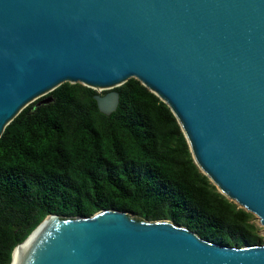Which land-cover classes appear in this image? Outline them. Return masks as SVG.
Wrapping results in <instances>:
<instances>
[{"label":"water","instance_id":"95a60500","mask_svg":"<svg viewBox=\"0 0 264 264\" xmlns=\"http://www.w3.org/2000/svg\"><path fill=\"white\" fill-rule=\"evenodd\" d=\"M130 78L169 107L218 191L264 227V0H0V135L64 82L96 90L109 115ZM10 264H264V243L222 246L105 209L47 215Z\"/></svg>","mask_w":264,"mask_h":264},{"label":"trees","instance_id":"16d2710c","mask_svg":"<svg viewBox=\"0 0 264 264\" xmlns=\"http://www.w3.org/2000/svg\"><path fill=\"white\" fill-rule=\"evenodd\" d=\"M114 89L119 103L109 115L99 112L96 90L64 82L46 94L50 102L34 100L5 126L0 264L47 215L105 209L168 220L222 246L263 244L254 215L196 165L169 107L135 78Z\"/></svg>","mask_w":264,"mask_h":264},{"label":"rangeland","instance_id":"374dc122","mask_svg":"<svg viewBox=\"0 0 264 264\" xmlns=\"http://www.w3.org/2000/svg\"><path fill=\"white\" fill-rule=\"evenodd\" d=\"M103 92V90L101 91V93ZM47 96L46 95H44V96H41V97H39L38 99H40V100H42L43 98H46ZM37 100V99H36ZM39 100V101H40ZM38 101V102H39ZM254 215V214H253ZM132 216V218H134L133 217V215H131ZM254 221H255V223H256V225H257V227H258V233H259V235L262 237V239H263V243H264V227L259 223V220H258V218H257V216H255L254 215ZM256 245H258V244H256Z\"/></svg>","mask_w":264,"mask_h":264},{"label":"bare ground","instance_id":"6f19581e","mask_svg":"<svg viewBox=\"0 0 264 264\" xmlns=\"http://www.w3.org/2000/svg\"><path fill=\"white\" fill-rule=\"evenodd\" d=\"M31 239L32 238H30L26 243H24V245L20 246L19 249H17L16 255L19 253V251L26 250V248L28 247Z\"/></svg>","mask_w":264,"mask_h":264}]
</instances>
